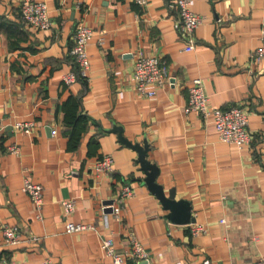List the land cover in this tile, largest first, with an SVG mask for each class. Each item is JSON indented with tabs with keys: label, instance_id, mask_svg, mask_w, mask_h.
<instances>
[{
	"label": "crops",
	"instance_id": "crops-1",
	"mask_svg": "<svg viewBox=\"0 0 264 264\" xmlns=\"http://www.w3.org/2000/svg\"><path fill=\"white\" fill-rule=\"evenodd\" d=\"M21 1L0 0V227L17 224L23 233L21 242L6 245L0 231V264H114L101 238L111 235L122 250L131 248V234L150 252L148 264H257L264 256V58L254 62L251 54L261 43L264 0H193L203 22L191 51L176 0L144 6L135 0H36L48 4L53 20L43 30L22 26ZM79 23L94 31L86 87L64 80L74 69L69 52ZM138 53L162 59L173 83L154 96L140 95ZM196 78L211 108L248 111L249 144L221 141L212 115L185 111ZM75 109L87 118L75 127L76 146L65 124ZM28 121L34 123L30 131L15 126ZM116 125L128 141H148L157 181L167 196L172 191L175 199L190 201L194 221L168 218L170 211L144 182L137 150L120 141ZM13 145L19 154L10 151ZM106 154L114 173L98 177L94 165ZM25 178L43 185L44 221L22 190ZM123 184L135 195L118 221L104 214L102 203ZM68 199L76 201L70 213L63 206ZM66 220L95 229L67 233ZM195 226L206 232L194 233ZM32 235L42 239L30 242Z\"/></svg>",
	"mask_w": 264,
	"mask_h": 264
},
{
	"label": "built area",
	"instance_id": "built-area-1",
	"mask_svg": "<svg viewBox=\"0 0 264 264\" xmlns=\"http://www.w3.org/2000/svg\"><path fill=\"white\" fill-rule=\"evenodd\" d=\"M135 1L142 6L148 3V0ZM192 2L193 0L175 1L178 16L180 17V33L186 41L185 50L187 51H191L195 48L196 39L194 32L203 22V16L192 10ZM20 20H22L24 26L34 27L40 30L51 28L53 25L48 4L45 1L22 0L20 4ZM93 35L94 31L85 23H79L73 33L74 44L70 50V54L74 56L79 71L82 77L85 78H88V70L90 68V54L88 53L87 45L94 37ZM99 35L100 44H104L106 40L104 30H101ZM251 58L254 62H258L264 58V30H262L261 34V43L255 47V50L251 54ZM134 70L135 87L137 92L142 96H154L163 86L168 83H173L172 75L169 73L166 63L157 56H145L139 53L135 54ZM64 78L67 84H71L77 80V75L72 71L66 74ZM189 86V95L185 111H196L203 117L212 115V121L215 124L221 141L234 143L239 147L247 145L252 141L249 133L248 111L244 107L231 106L228 108L213 109L209 103V97L206 93L205 86L200 78L194 79ZM33 124L32 121L24 123L17 122L15 126L30 131L34 127ZM20 149L19 145L10 147V151L16 154L21 152ZM94 166L95 175L98 177L100 175L112 177L114 173V159L111 155H103ZM22 190L34 203L36 207V218L40 221H44V213H42L45 203L43 185L31 178H25ZM134 195L132 186L130 184H123L118 192L108 199L111 201L110 203H105L107 200L103 201L102 209L104 214L110 215L118 221L121 220L123 213L122 209L126 200L132 198ZM63 206L65 212L70 213L74 210L76 201L74 199L65 200ZM107 209H110V211H107ZM86 228L95 229L92 224L75 223L70 220H66L64 224V231L67 233L83 231V229ZM0 231L4 235L6 245L17 244L22 241L23 233L21 232V227L17 224H13V226L4 224L0 227ZM201 231L206 232V228L201 226H195L193 228L194 233H199ZM130 237L131 248L118 249L111 235L101 238L100 247L106 255L113 259L114 264H127L129 259H132L135 264H148L151 257L150 252L133 234H131ZM41 239L42 237L32 235L29 241L36 242ZM43 264H51V261L46 260ZM257 264H264V256H261Z\"/></svg>",
	"mask_w": 264,
	"mask_h": 264
},
{
	"label": "water",
	"instance_id": "water-1",
	"mask_svg": "<svg viewBox=\"0 0 264 264\" xmlns=\"http://www.w3.org/2000/svg\"><path fill=\"white\" fill-rule=\"evenodd\" d=\"M49 129L52 130L51 128ZM114 131H118L120 141L137 150L139 158L138 161L140 162L141 167L146 174L144 182L148 185L152 192L158 195L164 205V208L170 211L168 218L171 221L180 224H189L191 221H194L195 218L192 216L190 201L185 199H175V193L172 191L171 194L167 196L166 193H164L163 186L157 181L159 176V168L155 163H151L147 158L148 151L150 149L148 141H145L143 145L139 142L133 143L128 141L123 136V128L121 126L116 125V127H114ZM110 202V200H107L105 203ZM107 211H110V209H107Z\"/></svg>",
	"mask_w": 264,
	"mask_h": 264
},
{
	"label": "trees",
	"instance_id": "trees-1",
	"mask_svg": "<svg viewBox=\"0 0 264 264\" xmlns=\"http://www.w3.org/2000/svg\"><path fill=\"white\" fill-rule=\"evenodd\" d=\"M22 23V22H21ZM22 26H24V24L22 23ZM71 50V49H70ZM70 53V52H69ZM71 61L74 64V69L72 71H74L77 75V81H84V87H86V80L87 78L82 77L80 71H79V67L75 61L74 56L71 54ZM82 96V95H81ZM87 118L85 115H83L81 112L78 113V109H75L73 111H71L70 113H67L66 118H65V124L68 125L69 127H71V131L69 132V137H70V141L73 142V145L76 146L79 142H78V137H77V133H75V127L81 123L82 121H86ZM79 134V133H78Z\"/></svg>",
	"mask_w": 264,
	"mask_h": 264
}]
</instances>
